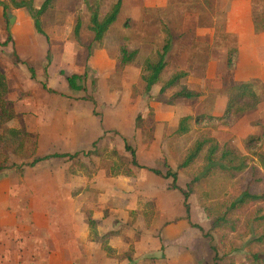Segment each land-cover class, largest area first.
I'll return each mask as SVG.
<instances>
[{"label":"crops","instance_id":"obj_1","mask_svg":"<svg viewBox=\"0 0 264 264\" xmlns=\"http://www.w3.org/2000/svg\"><path fill=\"white\" fill-rule=\"evenodd\" d=\"M57 1L59 2V0ZM223 1L225 2L223 4L224 14L220 19L218 13L222 8L220 4ZM44 2L45 0H34L35 8L39 9ZM206 3L205 0H188L186 3L176 2V0H123L122 10L125 8L129 15L126 16L127 20L122 27L128 21L132 25V33L124 38L125 43L123 44L132 49H138L140 54L136 63L121 70L124 75L122 76V86L125 89L128 83L130 86L139 85L142 61L157 51L164 42L162 35L155 36L153 34L155 29L150 25L156 24L159 28L158 25L163 22L170 30L172 44L167 55L168 67L162 76V81H169L175 72H185L187 77L181 81V85L200 93L201 97L192 100H177L173 106L168 107L149 102L151 108L154 109V122L157 131L165 130L168 124L170 126L173 123L172 129L176 131L179 121L187 116H223L228 103L227 90L230 85L235 82L255 81L262 94L258 109L245 115L234 127H218L214 131V137L220 143L232 142L239 151L246 154L245 141L249 137L260 135L262 130L264 131V26L256 16L254 0H216V5L212 6L211 10ZM39 4L41 6H38ZM85 8L84 2L78 3L79 10L85 11ZM193 9L198 12H190ZM13 11L16 16L15 20L21 21L22 25L19 27L22 35H20L19 41H15L17 52L30 68L37 71L35 63L41 61L43 64L46 62L45 69L47 66L48 69H51L56 60L59 64H69L73 58H79L72 51L59 49V43L65 40V34L60 31V28L55 32V38L49 37L48 43L45 37L33 32L34 22L25 9ZM84 11L81 14L87 16ZM170 11H176L177 16L167 21L165 15H168L167 12ZM155 14L159 18L158 21L156 19V22ZM86 19L88 20V17ZM87 22L89 23V20ZM88 23L84 26L87 27ZM114 26L112 28H115ZM257 27H259V31H257ZM27 31L30 32L27 33ZM156 32H158L157 29ZM107 38L108 35L100 49L94 50L84 69L104 72L116 69V55L113 56L109 53L106 44ZM41 39L46 41V47L43 41H41L42 47H37L36 42H40ZM121 45L119 43L118 48ZM233 49L238 51V60L235 70L230 73L227 62L229 51ZM48 50L52 52L50 65L47 63ZM29 60L34 65L30 64ZM18 68L21 69V66ZM57 69V71H61L59 65ZM20 72L22 73V71ZM167 72H170L168 78L165 77ZM76 73L82 75V73ZM27 75L32 79L29 71H27ZM6 76L11 93V79H9L8 72ZM26 76L24 75V78ZM36 76L39 80L40 75L37 73ZM124 78L129 79V82L126 83ZM160 89V85L155 86L149 95L155 99L159 95ZM38 102L39 100L36 99L35 104ZM72 102L73 105L78 106L76 101ZM135 102L134 109L139 112L137 106L142 105V98L134 100ZM60 104L59 100L51 99L49 104H46L47 110L44 108L41 110L21 108L17 111L18 119L27 121L24 127L31 134L33 133V120L37 117L40 124L36 132L42 144L55 143L59 146L63 142V138L69 139L68 149L61 150V152L54 149V151L51 150L53 152L50 155H73L85 152L88 150L87 146L76 147L78 144L76 136L80 133V127L85 122L94 120L90 108H84L87 110V115L84 118L86 121L82 120L83 118L80 116L74 122H69L68 132L66 133L62 129L59 139H55L56 137L48 132V128L55 121L49 122L48 128L43 127L42 124L47 122L42 120L40 115L51 112L52 117L53 110L56 112ZM87 104L85 102V105H80L79 108ZM68 105L71 107V104L68 103ZM121 116L123 115L119 114L117 122L122 121ZM59 124L60 122L57 121L56 129L60 128ZM85 135L88 141L84 144L94 145L100 138H103V130L99 125L90 132L86 130ZM57 160L61 159L50 161ZM68 164V176L73 178L74 175L70 173L71 163L68 162ZM125 178L129 182H134L130 177ZM71 181L74 180L71 179ZM260 190L264 193V183ZM175 192L177 191L170 190L148 196L147 199H143V197V200L140 196L125 195L123 200L127 203L126 207L129 206L121 211L119 209L109 211L108 200L105 199L104 194H100V199L96 201L98 203L94 204L95 199L89 197L83 199L74 197L72 194L60 195L59 193H54L52 197L23 192L12 193L9 188L1 186L0 264H213L214 255L209 241L197 228L192 227L185 220L184 199L179 192L177 194ZM143 201L145 204L153 203L154 207L150 209L151 212L147 216L152 214L154 217L155 229L158 230L162 239L154 250L159 254L163 253L165 258L145 261V254H143L136 256L131 261L120 262L118 254L123 250L118 246V243L122 241L126 232L131 230V226L125 227L128 224L126 220H128L130 212H136L134 215L138 214V216L144 215L142 213L144 209H140L141 205L139 204ZM62 202L67 203L62 204ZM188 203L191 223L201 227L206 233L210 229V222L204 211L194 203L193 197L189 199ZM122 218L125 222L121 220ZM90 221L93 222V226L90 225ZM60 232H68L69 237L64 243L61 242L63 240ZM78 234L79 241L76 238ZM110 234V238L104 240L107 251L102 245L103 241L99 240L98 242L95 239L88 241L92 235H98L97 238L103 239ZM243 261L241 259V262Z\"/></svg>","mask_w":264,"mask_h":264},{"label":"rangeland","instance_id":"obj_2","mask_svg":"<svg viewBox=\"0 0 264 264\" xmlns=\"http://www.w3.org/2000/svg\"><path fill=\"white\" fill-rule=\"evenodd\" d=\"M94 1L95 0H90L92 3ZM100 1L101 12L104 15L116 0ZM187 1L188 0H176V2L184 3ZM205 1L210 10L212 6L216 5V0ZM83 2H85V0H59V2L56 0L53 3L52 9L42 18V28L48 38L50 36L55 38V32L60 28V31L65 34V40L59 43V49L62 51H72V53L79 58H73L69 64H59L56 60L51 66V69H48V66L45 69L46 62H44V64L41 61L35 63L37 71L34 70V68L32 69L36 75L37 73L40 75L39 80L37 76L35 80L30 79L29 75L26 76L30 66L21 59V56L17 52L15 41H19V37L22 35L19 31V27L22 26L21 21L15 20L14 24L11 25L9 19L5 18L2 8H0V41L4 42L7 39L8 32H10L13 37V43L5 48L0 47V66L5 70V73L8 72L9 79H11L10 99L14 109L16 110L17 108L16 112L21 110V108L39 110L44 108L47 110L46 104H49L51 99L61 102L56 112L53 110L52 117L51 112H48L46 115H40V118L47 122L46 124H42L43 127L48 128L49 122L55 121V123L48 128V132L56 137L55 139H59L62 129H64L66 133L68 132L69 122H74V120L76 118L78 119L80 116H82V120H85L84 118L85 115H87V110L84 108H90L94 120L90 122L87 121L88 123L85 122L86 124L84 123V125L80 127V133L76 136L78 143L76 147L80 148L81 146H87L88 150L85 152L93 151L94 145L90 143L88 145L84 144L88 141L85 131L88 130V132H90L100 125L103 130V138L97 143L96 149L103 152V156H80V160L86 165V168H77L73 174V178H70L67 173L69 167L67 159L42 162L34 168L26 166L35 158H42L50 155L54 149L57 152L68 149L70 143L69 139L65 137L62 139L63 142H61L59 146L55 145V143L42 144L36 132L40 124L36 117L32 123L33 133H31L29 138L25 156L23 158L14 156L11 158L10 168L0 173V184H2L0 188L1 186L9 188L12 193L23 192L27 194H39L45 197H52L54 193H59L60 195L72 194L74 197L83 199L87 197L95 199V201H93L94 204L98 203L96 201L100 199V194H104L105 199L108 200L109 211H111V209H119L121 211L129 206L126 207L127 203L123 200L124 197H126L125 195L132 194L136 197L140 196L141 199L143 197V199H147L148 196L169 192V187L172 183L171 179L165 180L152 172L141 169H135V173L133 177H131V181H134L133 183L127 181L125 176L120 175L125 173L123 159L129 161L132 158L131 153L126 151L125 140L136 152L137 161L141 166L156 169L165 174L167 171L165 165H168L173 171H177L178 165L183 161L187 149L196 140L198 129L193 128L190 135L183 137L176 135L177 130L175 131L172 129L174 123L170 124V126L168 124L165 130L157 131L154 122V109L151 108L149 102L167 107L173 106L177 101L173 105L168 104L173 91L167 92L164 96L158 95L153 99L150 95L144 93L141 80L139 85L135 84L130 86V83H128L127 85L129 86L126 85L125 89H123L122 76L124 75L117 67L110 72L84 69L94 50L100 48L95 46L92 53H90L88 49L92 44L93 36L88 30V26H84L89 20L87 10L81 11L78 9V3ZM224 3L223 1V3L220 4L222 7L218 13L220 19L224 14ZM254 5L256 16H258L259 21H262V25L264 26V0H254ZM38 6L41 5L39 4ZM83 11L87 16L81 14ZM190 12L198 11L193 9ZM10 13L13 15L14 19H16L14 11L12 10ZM175 13L176 11L167 12L168 15H165L167 21L177 16ZM128 15L129 14L124 8L114 26L115 28H112L108 34L106 42L107 49L113 56L117 54L119 49L118 44L125 43L124 38L132 33L130 21L122 27ZM77 16L82 22L80 42L76 41L73 33L78 21ZM87 17L88 20L86 19ZM156 19L157 21L159 19L157 14L154 16L155 22ZM150 26L155 29L153 32L155 36L162 35L164 39V29L170 32L169 28L163 22L161 25H158L160 29L156 24ZM156 29L158 32H156ZM29 32L30 31H27V33ZM33 32L37 34L35 29H33ZM39 41L40 42H36L37 47H42L41 41H43L46 47V41L44 39ZM162 46L158 48L157 51L160 50ZM157 51H154L151 56L155 57ZM15 54L20 59L19 62L16 60ZM29 62L32 64L31 60H29ZM58 65L61 67V71H57ZM19 66H21V69L18 68ZM20 71H22V73ZM60 72H64L66 76L78 75L76 72L82 73V75L86 74L87 79L84 83L86 91H71L66 78L62 76ZM169 74L170 72H167L165 77L168 78ZM24 75L26 78H24ZM124 79L126 83L129 82V79ZM44 84H47L48 88L55 90L57 94H49L43 88ZM140 97L143 103L137 106L139 110V112H137L134 109L136 107V102L134 103V100ZM36 99L37 101L39 100L38 104H35ZM72 101H76L78 106L76 104L73 105ZM20 102L22 103L21 105ZM85 102L88 104L79 108L80 105H85ZM68 103L71 104V107ZM193 108L195 109L196 107L194 106ZM119 114L123 115L121 116L123 119L117 122L119 120ZM137 118L140 119L139 122H136ZM57 121L60 122L59 129H56ZM26 124L27 121L19 118L11 123V127L20 129ZM164 133L165 135L163 136ZM170 148H172V150H170ZM201 164L202 157L190 168L180 172L178 185L185 189ZM71 179L74 181L72 182ZM234 185L235 182L227 183L220 177L207 180L198 186L196 194L192 196L194 203L204 211L201 207L203 203L208 202V204H210L213 201L223 199ZM175 193L177 194V192ZM65 203L67 202H62V204ZM139 204L142 206H140V209H144L142 212L144 215L138 216V214L134 215L136 212H130L129 218L126 220L128 224H126L125 227L131 226V230L126 232L124 238L122 237V241L118 243V246L122 247L123 250L122 253L118 254L120 262L124 260L131 261L136 256L143 254H145V261L165 258L162 255L163 253L159 254L154 250L162 239L158 230L155 229L154 217L152 214L147 216L151 212L149 207L150 204H145L144 201L139 202ZM121 220L125 222L123 218ZM78 224H80V221H78ZM60 236L62 237L63 241L61 242L63 243L67 241L69 237L68 232H60ZM97 237L98 235H92L89 237L88 241H93V239H95L99 242V240H101L103 241V247L106 249V241ZM76 238H78L79 241V234ZM191 242L194 243V241ZM241 259H244V254L242 252L237 255L238 264H243Z\"/></svg>","mask_w":264,"mask_h":264},{"label":"trees","instance_id":"obj_3","mask_svg":"<svg viewBox=\"0 0 264 264\" xmlns=\"http://www.w3.org/2000/svg\"><path fill=\"white\" fill-rule=\"evenodd\" d=\"M56 0H45L43 5L36 9L34 0H0V8L3 10L5 18L12 10L25 9L28 11L34 22V28L40 36L49 38L42 28V18L52 9ZM85 6L89 15L88 30L93 39L91 46L88 47L92 53L95 46L101 48L106 37L122 11L123 0H116L109 10L103 15L101 12V1L85 0ZM82 22L77 21L74 28V38L77 42L81 40ZM164 29L165 39L163 46L155 53V57H147L141 63L142 75L141 81L144 93L149 95L152 89L160 85V96L173 91L169 105H173L177 100H192L201 97V94L191 91L181 85V81L187 77L185 72H175L169 81H162V76L168 67L167 55L171 48L170 33ZM257 27V31H259ZM13 43V37L8 32L7 39L0 41V47H7ZM139 50L132 49L126 44H122L116 54L117 69L123 70L125 67L137 62ZM16 56V60L20 59ZM51 50L47 53L48 65L52 62ZM238 60V51L230 50L228 54V71L233 72ZM32 79H36V74L29 67ZM69 89L74 92L86 91L84 83L87 75L66 76ZM43 88L50 94H57L53 89L48 88L47 84ZM228 103L226 110L221 117L208 115L187 116L179 121L176 135L187 136L198 129V136L193 144L187 149L183 161L178 165L177 171H173L168 165H165L167 171L163 174L156 169H150L141 166L136 158V152L125 140L126 151L131 153L132 158L124 162L125 177H133L135 169L147 170L165 180H172L169 187L172 191L179 192L184 199V208L186 210L185 220L197 228L205 239L209 241V246L213 252V264H237V255L244 254L243 264H264V193L260 190L264 183V131L258 136L249 137L245 141L246 154L239 151L232 142L220 143L214 137V131L218 127H234L245 115L254 112L261 104L262 94L257 82H235L227 90ZM10 88L5 70L0 66V173L10 168L11 158H23L25 156L27 145L31 134L26 127H11V123L19 117L15 111L12 101L9 98ZM140 119L137 118L136 122ZM100 138L94 143V150L89 152H80L76 154H52L42 158H35L26 166L36 167L42 162L52 159H67L70 165V173L74 174L77 168H86V165L80 160V156H98L102 157L103 152L96 149ZM202 157V164L195 172L186 188L178 185L179 173L187 170ZM116 174V175H119ZM215 177L223 178L227 183L235 182L234 187L223 199L213 201L208 204L203 203L206 218L210 222V229L205 233L204 230L191 223L189 199L196 194L198 186ZM153 208V203L149 205ZM93 226V222L90 221ZM110 235L103 237L104 240L110 238ZM239 244V245H238ZM110 252V249H109Z\"/></svg>","mask_w":264,"mask_h":264},{"label":"water","instance_id":"obj_4","mask_svg":"<svg viewBox=\"0 0 264 264\" xmlns=\"http://www.w3.org/2000/svg\"><path fill=\"white\" fill-rule=\"evenodd\" d=\"M8 19L10 21V24L13 25L14 22H15V19H14L13 15L11 13L8 14Z\"/></svg>","mask_w":264,"mask_h":264}]
</instances>
